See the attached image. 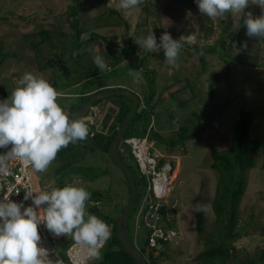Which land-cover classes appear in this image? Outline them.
Here are the masks:
<instances>
[{"label": "rangeland", "instance_id": "obj_1", "mask_svg": "<svg viewBox=\"0 0 264 264\" xmlns=\"http://www.w3.org/2000/svg\"><path fill=\"white\" fill-rule=\"evenodd\" d=\"M69 3L70 0H0L1 51L12 53L0 64V98L10 94L16 80L24 72L42 76L49 82L57 79L52 69L43 64L47 56L46 47L40 45L42 66H39L33 52L26 47L24 35L32 31L36 33L41 27L51 28L55 25L65 33L64 37L68 36L72 32L66 12ZM76 8L80 14L77 25L80 34L74 53L78 55H74L70 64L63 63L60 58H56L55 62V69L62 71L58 79L62 89L57 92L56 102L66 115L68 108L71 109L73 102L77 101V92L84 83L81 81L65 87L62 82H66L67 77H75L93 57L99 55L106 60L111 58L108 50L114 53L123 51L127 56L122 62L93 79L105 81L109 88L126 87L140 97L153 91L155 95L151 101L158 95L159 101L153 107L150 134L157 132L160 137H171L172 132L181 125L201 128L198 136L174 148L162 144L157 137L151 139V151L162 155L163 162H171V172L177 163L179 166L167 185V191L169 189L168 200H175L177 204L172 220L180 232L179 236L163 244L162 251L155 250L153 255L159 252L165 255L149 258L151 264H201L204 261L217 233L215 215L211 209L217 172L209 166L211 157L208 147L228 149L232 125L239 110L251 112L253 122L250 136L256 138L259 147L252 153L256 164L246 172V188L238 206L237 227L242 236L231 243L233 256L227 261V264L246 263L248 258L264 249V36L249 37L245 31L242 38L248 43L246 50L233 40L222 39L223 34L235 33L240 14L225 12L217 18H209L199 13L194 0H140L136 6L128 9L121 8L119 0H78ZM106 9L117 11L125 24L112 25V18L106 23L98 19ZM245 11H250L254 16L260 14V8L255 4H249ZM140 22L145 24L140 25ZM159 25L161 31L156 29ZM136 29L141 33L138 37L153 31L157 42L164 31L173 39L180 40L181 47L174 62L168 64L164 53L158 56L159 47L146 50L135 43L130 51L128 37ZM196 44L216 45L218 49L207 53L203 63H200L198 53L192 48ZM66 45L63 42L57 52L64 54ZM223 49L228 52L231 62L227 69L218 55ZM141 55L146 58L140 66L136 60ZM144 69H149L150 79L142 73ZM215 75L220 78L208 98L207 83ZM189 92L194 95L190 96ZM169 94H174L176 101ZM188 96L186 103L178 105L177 101ZM169 114H172V118L168 117ZM99 120L100 124L96 123L93 127L87 124L86 127L103 129L107 121L105 118ZM93 121L96 120L93 118ZM93 132L83 140L70 142L69 149L72 151H65L62 157L56 154L43 172L34 170L32 166L29 172L37 191L48 186L61 187L66 183L82 185L90 193L85 202L87 213L100 216L106 212L116 218V211L126 204L130 189L124 173L110 157L94 146L88 147L89 134ZM141 133L142 128L138 124L129 125L126 135L139 136ZM118 150L135 175L145 180L122 140L118 143ZM93 191L102 193L96 205L91 198ZM142 198V192L136 195L127 217V229L131 241L137 248L142 247L143 254L148 257L151 249L145 245L144 229H138L135 235L132 230L133 214ZM197 204L202 206V211L192 210ZM197 216L201 218L200 233L195 230ZM54 246L62 256V243L54 242ZM95 260L91 259L93 262Z\"/></svg>", "mask_w": 264, "mask_h": 264}, {"label": "clouds", "instance_id": "obj_2", "mask_svg": "<svg viewBox=\"0 0 264 264\" xmlns=\"http://www.w3.org/2000/svg\"><path fill=\"white\" fill-rule=\"evenodd\" d=\"M139 2L119 0L123 9ZM194 3L199 13L209 18L225 12L239 13L247 36H264V0H194ZM249 4L257 5L260 14L254 16L245 11ZM135 43L146 50L159 47L168 64L174 62L181 47L180 40L173 39L167 31L159 35L158 42L151 31L138 37ZM93 63L100 71L108 69L99 55L93 57ZM56 97V89L42 76L24 72L16 80L10 94L0 98V149H7L0 153V160L16 157L43 172L61 148L86 138L88 128L84 119H69ZM11 193L0 197V264H46L49 253L39 245V225L55 236L70 234L88 258H100V245L109 238L110 230L105 221L86 212L85 202L90 193L85 187L66 183L61 187L28 190L19 202L9 198ZM28 200L31 203L25 205ZM192 210L202 211V206L194 205Z\"/></svg>", "mask_w": 264, "mask_h": 264}, {"label": "trees", "instance_id": "obj_3", "mask_svg": "<svg viewBox=\"0 0 264 264\" xmlns=\"http://www.w3.org/2000/svg\"><path fill=\"white\" fill-rule=\"evenodd\" d=\"M77 1L78 0H70V3L67 6L66 12L68 15L69 27L72 29V32L68 35L69 37H64L65 33L61 30H58L55 25H53L51 28L41 27L36 33H32V31L24 35L26 47H29V50L33 52L34 58L39 63V66H42V63H40V45L43 44L46 47L47 56L45 57L43 64H45V67L47 66L51 68L53 73L57 76V79H55L53 82H49L53 85L57 92L62 89V86L58 85V79L60 80V72L62 71L58 72L57 69H55L56 58H60L61 60H63V63L70 64L74 55H78V53H74V50L78 46V36L80 34V28L77 26L80 18V14L76 8ZM146 11H148V8L146 9ZM156 11L158 12V9H156ZM104 12L97 18L101 19L105 23L110 18H112V25L125 24V21L120 16H118L117 11L106 9V11ZM241 19L242 18L239 19L237 29L234 34H223L221 37L222 39L233 40V42L237 43L241 48L246 50L248 48V43L242 38V35L246 31V29L243 26ZM139 24L142 25L145 23L140 22ZM151 24L154 25L153 23ZM156 29L161 31L162 27L159 25L156 26ZM138 32V29H136V31H133L130 37H128L130 43V51L134 49L135 40L138 38V35L141 34ZM68 41H70V46ZM63 42L67 43L66 48L64 49V54L67 51L65 56L64 54L57 52V50L62 46ZM215 46L211 44L206 46H200L196 44L192 48L196 51V53H198L200 63H203L204 57L207 53L217 51L216 49L218 48H215ZM220 52L221 53L218 52V55L224 61V65L227 69L229 64L231 63L228 58L229 54L225 49ZM108 53H110L111 58H107L106 60H104L108 65V69L122 62L127 56V53L123 51L114 53L108 50ZM162 54L163 50L159 49L158 56ZM11 56L12 53L10 51H1L0 46V64L6 58ZM66 56L67 58H65ZM145 58V55L138 56L139 60H136L137 65L141 66ZM240 63H242V61ZM106 71H100L91 59L88 61L87 66L83 70H81V72L76 74L75 77H67L68 80H66V82L65 80L62 82V85H64L65 87L74 85L81 81L82 83H84V85H81L82 89L80 88L81 90L77 92V101L73 100L75 102H73V104L71 105V109L68 108L67 116H70L75 111V109L94 91L109 89L108 87H106L108 84H106L105 81L100 82L93 79V77L102 75ZM142 71V73L147 76L148 79H150L148 75L149 69H144ZM219 78L220 76L215 75L208 81L206 90V95L208 98L211 97L213 88ZM151 82L152 80H150V83ZM189 93L190 96L194 95L192 92ZM154 95L155 94L153 93V91H151L147 95L144 94L141 97L139 95L140 101L132 119L127 126L126 132L129 128V125L135 126L138 124L140 128H142V133L139 136H143L145 134L152 120L153 107L159 101L158 95L156 96L155 100L151 101L152 98H154ZM169 95L174 101H176V97L174 94ZM190 96L184 98V100L177 101L178 105L186 103L189 100ZM131 104L132 100L125 95H111L108 97V99L102 98L93 102L92 106L95 107L96 111V116L94 117L96 122L90 123V125L93 127V125L96 123L100 124L99 118H105L107 121V125L103 129L88 128V133L94 130L93 133L89 134L90 142L88 144V147L94 146L96 150L98 148L99 150L104 151L106 155H108L107 148L111 143L113 137L116 135L122 118L124 114L130 109ZM168 117L172 118V114H169ZM252 122L251 112L248 110L240 109L238 112V116L232 125L229 148L225 150H218L213 146L208 147V152L211 157L209 166L217 172V180L214 186L213 198L211 201V209L215 215L217 233L215 240L209 247L205 259L201 264H227V261L233 256L231 243L242 236L241 230L237 227L239 212L238 206L246 188V172L256 164L255 157L252 155V153L259 147V143L256 138L250 136V128ZM132 129L135 128L132 127ZM200 130L201 128H188L187 125H181L172 132L173 135L171 137H160L157 132L150 134L149 130L148 138L149 140H151L157 137L158 141L162 144H167L169 147L174 148L177 145L182 146L184 142L191 137L198 136ZM128 136L131 135H126L125 137ZM69 148L71 149V145L68 144L66 147L61 148L56 154L62 157L65 154V151H72ZM163 160V158H160L158 164L160 165ZM123 161L125 162V160ZM141 181L145 182V180ZM136 185L138 188L140 187V183H138V181H136ZM101 195L102 193L100 191H93L91 193V198L101 199ZM120 210L121 209L117 210L116 213H118ZM97 215L98 214H96V216ZM97 217L105 221L106 224L110 227V236L104 246L100 249V258L95 260V262L92 261L91 264H135L128 253H126V251L122 248L116 237L114 227L115 216H110L109 213L103 212L100 216ZM201 229V218L200 216H197L195 220V230L197 233H200ZM71 239L72 236L69 234L62 239V242L67 243ZM160 244L163 247V244H165V242L160 241ZM138 249L142 254L144 253L142 247ZM159 251L162 250L160 249ZM160 254H162V252H159L158 255H152V253L149 252L148 257L144 254L143 256L147 261H149L148 263L151 264L150 259H155ZM243 264H264V249L260 250L257 255L248 258L247 262Z\"/></svg>", "mask_w": 264, "mask_h": 264}, {"label": "built area", "instance_id": "obj_4", "mask_svg": "<svg viewBox=\"0 0 264 264\" xmlns=\"http://www.w3.org/2000/svg\"><path fill=\"white\" fill-rule=\"evenodd\" d=\"M151 123L143 136H124L121 140L134 158L138 172L145 177V192L133 214V235L138 229H144L146 247L151 249L153 255L160 241L168 243L179 236L180 232L172 220L176 215L177 204L175 200H168L169 189L167 191L165 187L172 165L170 161H164L159 165L163 156L151 151L152 141L148 138ZM30 166V162L16 157L0 160V197L12 192L9 198L19 202L24 191H37L29 172ZM162 183L163 186L160 185ZM92 202L96 205L99 201L94 198ZM30 203V200L24 202L25 205ZM38 232L41 237L39 245L49 253L46 264H91L92 261L87 257L84 249L75 244L73 239L63 243L62 239L66 235L55 236L43 225L38 226ZM106 241L100 245L99 250ZM54 242L62 243V256L56 251Z\"/></svg>", "mask_w": 264, "mask_h": 264}, {"label": "water", "instance_id": "obj_5", "mask_svg": "<svg viewBox=\"0 0 264 264\" xmlns=\"http://www.w3.org/2000/svg\"><path fill=\"white\" fill-rule=\"evenodd\" d=\"M111 95H125L132 100V104L130 109L124 114L122 121L117 129L116 135L113 137L111 143L107 148V154L110 159L117 165L125 175L127 180L130 193L127 199L126 204L122 207V209L116 215L114 220L115 234L116 237L122 246V248L128 253V255L132 258L135 264H149L141 251L135 246V244L131 241L127 229V217L129 216L132 206L136 200V195L140 192L145 191V183L139 179L135 173L131 170V168L122 160L121 155L118 151V143L124 137L127 126L132 119L138 103L140 101L139 95L126 87L119 88H110L108 90H98L91 93L76 109L75 111L68 117L69 119H84L85 124L91 122L93 117L95 116V111L92 106V103ZM7 149H0V153L6 151ZM136 181L140 182V187L138 188L136 185ZM158 249L161 248V244H158ZM165 255V253H162Z\"/></svg>", "mask_w": 264, "mask_h": 264}, {"label": "bare ground", "instance_id": "obj_6", "mask_svg": "<svg viewBox=\"0 0 264 264\" xmlns=\"http://www.w3.org/2000/svg\"><path fill=\"white\" fill-rule=\"evenodd\" d=\"M178 163L176 164V166L174 167V169L172 170V172L170 173V177L169 178H167V180H166V182H165V187H166V189H167V185H168V183H169V181L175 176V174H176V172H177V170H178ZM160 182H162V181H160ZM161 186H163L164 184L162 183V184H160ZM145 192V191H144ZM144 192H142V193H144Z\"/></svg>", "mask_w": 264, "mask_h": 264}, {"label": "crops", "instance_id": "obj_7", "mask_svg": "<svg viewBox=\"0 0 264 264\" xmlns=\"http://www.w3.org/2000/svg\"><path fill=\"white\" fill-rule=\"evenodd\" d=\"M94 120H95V119H94ZM94 122H96V121H93V120H92V123H94Z\"/></svg>", "mask_w": 264, "mask_h": 264}, {"label": "flooded vegetation", "instance_id": "obj_8", "mask_svg": "<svg viewBox=\"0 0 264 264\" xmlns=\"http://www.w3.org/2000/svg\"><path fill=\"white\" fill-rule=\"evenodd\" d=\"M127 226H128V224H127Z\"/></svg>", "mask_w": 264, "mask_h": 264}]
</instances>
